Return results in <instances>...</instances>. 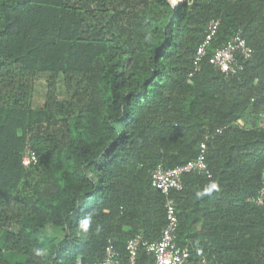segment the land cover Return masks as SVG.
<instances>
[{"label": "trees", "instance_id": "1", "mask_svg": "<svg viewBox=\"0 0 264 264\" xmlns=\"http://www.w3.org/2000/svg\"><path fill=\"white\" fill-rule=\"evenodd\" d=\"M239 30L251 56L226 75L209 58ZM203 142L212 176L172 191L184 264H264V0H0V264H97L109 243L129 264L167 224L154 169Z\"/></svg>", "mask_w": 264, "mask_h": 264}, {"label": "built area", "instance_id": "2", "mask_svg": "<svg viewBox=\"0 0 264 264\" xmlns=\"http://www.w3.org/2000/svg\"><path fill=\"white\" fill-rule=\"evenodd\" d=\"M219 25V20H211L209 22L205 38L198 46L194 57V71L200 70L201 63L208 54V48L217 34ZM238 56L245 58L251 56V48L240 30L222 46L214 49L210 55L209 62L226 75H233L241 68ZM192 74L190 75L192 76ZM206 148V142L201 143L199 155L183 165L168 168L159 164L154 169L152 185L165 196L167 224L158 240L147 241L142 234H137L128 240L129 264H136L140 247L145 248L149 254L154 256L153 264H184L188 260L190 255L188 246H181L178 243L179 217L172 191L183 188V176L186 173L194 172L207 177L212 176L206 160ZM22 161L25 166L37 163V155L31 147L27 146L25 148ZM248 200L259 205L264 203V175L262 187L256 195ZM97 264L123 263L118 259V253L114 245L109 243L105 248L103 259Z\"/></svg>", "mask_w": 264, "mask_h": 264}, {"label": "rangeland", "instance_id": "3", "mask_svg": "<svg viewBox=\"0 0 264 264\" xmlns=\"http://www.w3.org/2000/svg\"><path fill=\"white\" fill-rule=\"evenodd\" d=\"M173 1V3H177V2H179L180 0H172ZM124 21H126V22H128L129 21V19H126V17L124 18ZM137 21V20H136ZM44 91H43V89H42V87H39L38 88V96L40 97V98H42V93H43ZM250 117V124L252 123V120H253V116H249ZM3 241H4V237H3V233H1L0 232V247H2L3 246ZM9 256L11 257V258H13V260H22L21 259V257L20 256H13L12 254H10L9 253Z\"/></svg>", "mask_w": 264, "mask_h": 264}]
</instances>
